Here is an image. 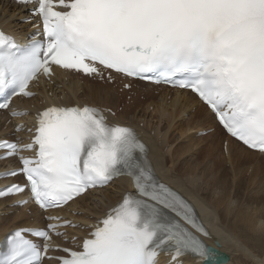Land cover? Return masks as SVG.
<instances>
[{"label": "snow or ice", "instance_id": "obj_1", "mask_svg": "<svg viewBox=\"0 0 264 264\" xmlns=\"http://www.w3.org/2000/svg\"><path fill=\"white\" fill-rule=\"evenodd\" d=\"M17 3L35 4L30 14L40 18L42 31L23 47L0 31V110H8L14 96L32 98L30 85L41 77L51 80L56 68L100 79L106 71L115 72L190 90L231 137L264 153V0ZM34 26L39 29L40 23ZM11 115L28 113L12 110ZM36 121L30 143L0 142V150L7 151L4 159L18 156L21 162L18 171L0 178L25 179L23 185L0 189V198L27 191L30 201L48 212L121 177H128L135 191L126 192L91 225L79 250L59 248L53 235L61 237L60 228L80 226L49 217L56 223L44 229L11 232L0 264H44L45 259L58 264H161V255L169 257L166 264H184L185 257L214 264L213 250L201 239L211 234L197 222L192 206L155 175L148 149L134 129L110 124L104 110L87 105L48 107ZM50 251L65 255L49 256Z\"/></svg>", "mask_w": 264, "mask_h": 264}, {"label": "bare ground", "instance_id": "obj_2", "mask_svg": "<svg viewBox=\"0 0 264 264\" xmlns=\"http://www.w3.org/2000/svg\"><path fill=\"white\" fill-rule=\"evenodd\" d=\"M26 16L24 7L8 0H0V25L7 30L17 28L26 30L30 25L21 23ZM58 78L56 83L57 86H62L61 90L56 86L45 91L44 94L51 91L52 95L54 93L61 95L66 104L111 106L110 101L113 104L118 102L114 92H110L113 90L110 86L90 83L87 79L80 81L66 74H59ZM140 85L146 87L150 103L157 108L155 114L150 116L151 120L147 121L152 122L153 115L158 117L156 123L152 122L153 125H150L151 128H155L154 136L140 127L141 122H146L148 116L145 111L139 114L136 107L120 113L117 111L118 105H115L117 109L113 108L117 112L116 122L138 127L149 146V158L160 180L181 192L197 208L211 234V238H205V241L208 246L212 245L214 255L218 252L229 254L230 261L226 264H264V156L243 148L235 141H229L225 160H221L219 156L214 158L218 148L214 144L222 143L223 149L225 138L213 116L193 95L188 92L168 90L165 87L151 89L145 84ZM154 90L158 91V95H154ZM134 91L138 94L137 90ZM48 95L50 96V93ZM136 99L134 97V100ZM41 100L29 102L26 106L27 108L37 106L41 104ZM145 100L147 101V98ZM194 109L193 115L189 116ZM213 128L214 132L205 137L195 136V138L189 137L186 141L182 140V137H188L194 129L197 132L198 129ZM174 132L181 133L180 139L182 138L184 143L192 142L184 145L177 140ZM209 140L213 143L206 147L201 146ZM176 147H182L179 151L183 149V155L186 156L192 153L190 148L193 151L195 147H200L197 150V157L200 159L203 156L202 159L206 158L209 161L204 163L197 157H192L187 159L189 164L186 167L178 169L174 167L172 170L168 167V160L163 152L165 149L171 150ZM172 152L170 159L174 161L178 155L175 150ZM227 163L230 164V168H227ZM129 190L132 191V182L121 179L106 190L87 194L76 201L73 207L83 212L80 219L87 220L114 207ZM10 203V200L0 201V240L11 228L31 225L34 219L41 221L40 212L36 208L31 209L29 216L25 214L27 209L9 208ZM10 210L18 212L9 215ZM215 241L219 242V247L216 246ZM184 264L198 263L186 257Z\"/></svg>", "mask_w": 264, "mask_h": 264}, {"label": "rangeland", "instance_id": "obj_3", "mask_svg": "<svg viewBox=\"0 0 264 264\" xmlns=\"http://www.w3.org/2000/svg\"><path fill=\"white\" fill-rule=\"evenodd\" d=\"M98 85H100V84H98ZM114 87V86H113ZM113 90H111L110 92H114V94H115V97H116V100L118 101H116L117 103L116 104H113L111 101L109 102V104H111V106H117L118 105V111H120L121 113L122 112H125L128 108L129 109H132V108H134V107H136V110L138 109L139 111H138V113L140 114L141 112H146L147 113V120H146V122L145 121H142L141 122V124H140V126L141 127H150V125H153V123H156V121H157V119L156 118H158V117H156L155 115H153L154 117L152 118V122H150V116L152 115V114H155V110L157 109L154 105H152L151 103H150V99H148V94H147V89H144L143 87H141V89H138V94L141 92V94H139V98H137L133 103H132V100H131V93L129 92V93H127V94H129V95H123V93H121L120 91H119V89L118 88H116V87H114V88H112ZM154 95H158V93H157V91H155L154 92ZM146 99L147 98V101L146 100H144V99ZM113 104V105H112ZM120 105V106H119ZM151 105V106H150ZM150 106V108H148ZM135 111V110H134ZM194 111H195V109H194ZM194 112H191V114H190V116L193 114ZM148 119H150L149 120V122H147L148 121ZM186 121H187V119H186ZM146 124V125H145ZM154 133V131L153 132H151L150 134L151 135H154L153 134ZM175 133H177V132H174L173 134L174 135H176L177 136V140L179 141V142H181V143H183L184 145H189L191 142H187V144L186 143H184L182 140H184L185 139V141L189 138V137H195L194 135L196 134V130H193V131H191L190 132V134L188 135V137L187 136H185V137H182L181 139H180V132H178V134H175ZM212 134V133H211ZM173 135V136H174ZM179 136V137H178ZM199 137V136H198ZM203 137H205V136H203ZM197 138V137H196ZM199 138H202V137H199ZM201 141H202V139H201ZM203 142H205V141H203ZM213 142L212 141H206L205 143H202L201 144V146H209L210 144H212ZM225 143V142H224ZM224 143H223V146H224ZM180 144V143H179ZM194 144V143H193ZM175 145L176 144H174V146L173 147H175ZM214 145H217L218 146V148H217V151H216V153H215V155H214V158H216V157H220V159L221 160H225L224 159V157L226 156V154H224V152H222L223 151V149H222V143H219L218 144V142L217 143H215ZM193 146H195V145H193ZM180 148H182V147H176L175 149L174 148H171V150H169V149H165L164 151L165 152H163V154H165L166 156L165 157H167V162H168V167L169 168H171L172 170H173V168L175 167V169L177 168H183V167H186L189 163L187 162V159H190V158H192V157H197L198 156V154H197V150L200 148V147H195L194 148V150L192 151V148H190L189 150L192 152H190L191 154H188L187 156L186 155H183V149L181 150V151H179V149ZM171 151V152H169V151ZM173 150H175V152H176V154L178 155L177 157H176V159L174 160V161H171V159H172V156L170 155V154H173ZM196 151V152H195ZM171 158V159H170ZM203 158V156L202 157H200V159L197 157V159H199V160H202L204 163H207L209 160L208 159H202ZM172 162V163H171ZM171 163V164H170ZM200 163V162H199ZM171 165V166H170ZM227 168H230V164L229 163H227ZM247 182V180L245 179V183ZM2 217H4V216H2Z\"/></svg>", "mask_w": 264, "mask_h": 264}, {"label": "water", "instance_id": "obj_4", "mask_svg": "<svg viewBox=\"0 0 264 264\" xmlns=\"http://www.w3.org/2000/svg\"><path fill=\"white\" fill-rule=\"evenodd\" d=\"M216 245H217V246H220V244H219L218 242H216ZM220 257L225 258V259H224L225 261L228 260V257H227L226 255H224V254H221Z\"/></svg>", "mask_w": 264, "mask_h": 264}]
</instances>
